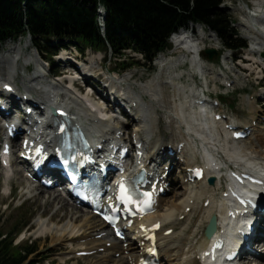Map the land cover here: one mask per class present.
<instances>
[{
  "label": "bare ground",
  "instance_id": "1",
  "mask_svg": "<svg viewBox=\"0 0 264 264\" xmlns=\"http://www.w3.org/2000/svg\"><path fill=\"white\" fill-rule=\"evenodd\" d=\"M245 20L248 23V26H246L247 35L251 40L250 46L246 50V55L254 63H263L264 52H261L258 60L255 57L259 54L260 48H264V7L257 3L254 9L249 10L245 14ZM212 37V35L204 36L200 31L199 25H191L188 29H180L174 33L169 38L170 48L168 51L156 59V61H160L165 65L160 70L159 76L151 78L137 90L128 85V81L133 78L132 75L115 74V76L103 78L101 73L94 70L95 63L100 66V62L93 59L89 61L91 68H82L83 66L78 67V69L75 68V70L82 72H78L80 73L78 75L84 76H82L84 82L94 84L93 82L98 81L102 83L99 89L95 85L93 86L102 99L106 101V108H104L103 103L95 101L89 94L78 92L81 91V84L68 75L69 69L63 71L62 76L54 82L43 83L42 78L37 76V71L32 76L24 79L23 93L30 94V97L26 98L25 101L21 98L17 101L10 94L4 96V103L10 112L17 108H22L24 105L27 108L34 107V110H39L42 105L46 108L49 105L57 104L60 99V103L66 106L70 111V116L75 120L74 126L83 133L89 143L93 142V145L102 144V142L116 143V141L121 140L120 131L125 130L127 124L135 123L132 138L136 141L138 140L141 144V148L138 151L145 152L146 156L152 159L147 173H155L156 177H159V175L165 173L164 168L166 167L168 172L164 181L169 183L166 192H169V190L175 191V188H177V191L169 198H164L163 195L159 196L155 211L143 219L147 223L142 224L145 227H151L156 224L160 226L156 233L159 264H214L204 258L200 252L204 251L208 241L202 235V231L209 218L217 211V208L224 209L230 202L224 199L226 192L223 190L221 182L207 185L203 178L199 182L190 183L187 170L195 165L203 164V160L204 164L202 166L205 171V178L216 177L214 170L216 163L213 158L218 157V159H222L226 167L244 168L246 173H256L261 177L260 179L264 180V129L256 128V123H254V118H252L248 122L249 124L245 123L239 126V128L248 130V136L244 140H231L224 132L219 131L217 123L208 118L205 110H193L192 104L188 103L187 99L195 96L194 92L187 90V86L178 85L175 80L177 75L172 70L175 69L173 67L185 59L189 60L191 64L195 63V58L199 57L201 59L200 53L205 49V43L207 41H215ZM20 45L15 43L14 46L4 49L0 54V63H4L5 66L7 64L8 70H12L11 73L15 70L14 67L16 65H19L22 71H27V63L32 60L31 57H21L22 46L20 47ZM226 59L227 57H222L223 61ZM62 61L68 64L66 65L67 68H72L76 64L75 60L71 58H63ZM188 75L190 76L191 73H188ZM7 80L3 75H0L2 86L4 84L15 86L13 81L11 83V81ZM164 80L170 81L169 84ZM232 82L236 83L235 81ZM124 83L126 86L123 85ZM71 85L77 87V90L69 91L68 88ZM35 93L40 95L37 96ZM145 97L147 99L144 101ZM252 99L253 101L247 102L250 113H254L256 110L253 105H258V101H264V90H259ZM180 100L183 101L180 102ZM110 105L119 111L112 110ZM159 111L168 120V127L165 132L159 130L156 125V123L159 124V120L156 118ZM133 113H135V116ZM24 116L23 118H25ZM115 116H122L124 121L115 118ZM5 119L9 120L10 117L8 116ZM103 120L105 121L103 122ZM252 122L253 124H251ZM225 123L227 124V122ZM39 131L38 129L36 132L38 138L46 137L50 134L42 136ZM50 131L54 132L52 129L48 130V132ZM166 142L165 146L170 145L172 147L175 153L174 156L162 152V147ZM13 146H17L16 142ZM178 146L180 147L179 150H177ZM17 160L18 154L10 156L11 166L8 170L4 169L5 192L10 189L9 193H7L10 198L14 193L12 190L17 188V186L15 187V182L13 181L12 183L11 179L21 175L16 164L18 163ZM156 161L160 163L159 166ZM129 162L132 163L131 160ZM126 164H128V161ZM141 164L143 162L138 163L139 166ZM154 165L157 166L156 169H154ZM180 165H182L180 167V176L175 177L174 168H179ZM22 179L25 186H19L21 188V197L28 195L27 200L35 201L44 198L41 205L46 204L44 201L48 202V207L49 205L51 207L55 205L57 208L56 214L60 211L64 212L63 218H61L63 221H65L64 217L66 218L67 213L68 222L65 226L55 225L53 228L51 225H45L41 218L37 221V226L38 232L40 234L43 232L49 234L54 244L59 245L61 242L64 243V240L69 241L68 244L72 247V250L69 252L68 258L80 253H86L88 257L94 258L98 249H101L104 253L108 251L99 260L101 264L102 261L103 263L109 262L114 255L124 259L125 264H138L140 259L144 258L146 249L149 247L145 232L132 233V237L125 241L126 246L122 247L116 243L115 238L112 241L110 239L106 240L110 236V233L104 229L106 226L101 223L96 226L92 225L93 215H83L80 224L76 225L75 223L79 221L81 216L77 215L79 209L74 204H70L56 191L44 188L37 181L33 183L24 177ZM224 185L227 187L226 184ZM46 197L47 199L45 200ZM67 210L70 212H67ZM219 215L220 219L217 221L215 234L219 232V226L226 224L220 212ZM52 218L53 215L48 219L50 223L56 216L53 220ZM92 229H95L97 234L102 233L104 238L95 240L89 236L87 231ZM135 229L137 228L135 227ZM259 235H264V233L262 232V224L257 222L255 235L251 238V243L258 250H261L262 248L264 249V243L259 242ZM74 243L77 245H74ZM72 245L76 247L73 248ZM109 253L111 254L109 255ZM246 256L256 257L243 250L240 252L238 263L252 264V262L245 259L247 258ZM257 258L264 259L263 256H257ZM255 264L260 263L256 262Z\"/></svg>",
  "mask_w": 264,
  "mask_h": 264
},
{
  "label": "rangeland",
  "instance_id": "2",
  "mask_svg": "<svg viewBox=\"0 0 264 264\" xmlns=\"http://www.w3.org/2000/svg\"><path fill=\"white\" fill-rule=\"evenodd\" d=\"M257 3L264 7V0H224L223 5L225 9L229 11V13L233 18V26L238 29L239 34L242 37L247 36L248 38L247 35L248 32L246 30V26H248V23L245 20V14L249 10L254 9ZM200 31L202 34H204V36L212 35L213 36L212 38L215 39V41L213 42L207 41V43H205L204 50L206 49L213 50L217 53H220L221 56L219 57V55H216L211 60H208L206 56L202 55V52L204 50L200 53L201 59L207 65V72H206L208 76L206 79V82L208 83L207 86H205L203 81H199V82L197 80L193 81L192 78L188 75L189 72L187 71L186 68H184V70L179 71L182 73L183 72H187V73L185 77L181 79V81L178 80L176 81L177 84L180 86H187V90L189 89L193 91L194 92L193 94L195 95L199 94L201 91H204L206 95L210 97V102L215 104L214 113L219 114L222 117H225L226 119L223 118L224 120L227 121V118L232 119L235 122V124L240 126V125H244L245 123L247 124L252 118H254V123H256L255 124L256 128L264 129V105L262 104V102L258 101V105L256 104L253 105V108L256 109L254 113H250L248 111V106H247V102L253 101L252 98L255 96L257 92H259V90H264V83L258 82V78L260 77V72L262 73V75H264V62L254 63V61L250 60V57L246 55V51L243 52L242 57H244L247 60L244 61L242 59V61L239 60L235 62L232 60L233 57L229 52L221 50L219 42L213 33H209L206 29H204L201 26H200ZM249 41L251 40L249 39ZM15 43L21 44L20 47L22 46L24 48L23 50V48L21 47V51H20L22 58L31 57L32 59L31 62L28 63L29 65L27 66V71L25 72L22 71L19 65H16V67H14L15 70L13 71V73H11L12 70L11 69L10 71L8 70L7 64L5 66L4 63H0V75H3L4 78L8 79L7 81H11V83L13 81V84L16 86L18 90L17 94L19 96L22 95V93L24 92L23 80L32 76L34 72H36L35 69L36 67L39 68L38 66H36V64L39 65L41 63V65H44L46 69H49L50 74L52 73V70L54 71L61 70L63 72L68 69V68H64L63 66L68 64L63 63L62 65H60L58 64V62H56V59L59 58L60 55H58L56 58L53 59L54 60L53 66L50 63L47 64L43 61L40 62V57L38 53L34 50L32 43L30 42V38L28 37L21 38ZM15 43L13 44L9 43L5 45L4 49L11 48L12 46L15 45ZM168 45H169L168 48H170L169 41H168ZM69 52L73 55L71 57L72 60L75 58L77 59L79 58L78 55H80V53H78L77 49L76 50L73 49ZM261 52H264V48H260V52L259 54L256 55L255 59L258 60V58H260ZM222 57L224 58L227 57V59L223 61ZM81 59L82 61L83 60L87 61V63H85L86 68H89L91 66L89 62L90 59L100 62V66H98V63H95L96 66H94L95 69L94 68L93 69L96 72L101 73L103 77L115 76V73L120 72L121 70H123V68L126 67L127 69L130 68V70H128L126 73L123 74L120 73V75H132L133 78L129 81L127 79V81H128V85L131 88H134L135 90H137V88H141L143 85H145L147 81L151 80V78L155 76H159V72H160V69L157 68L155 63L150 64L151 66L148 67L144 62V60L141 59V57L138 54H134V53H130L128 55L123 56V58H121L119 62L113 60L112 58H110L108 54H104V52L102 51L83 49V54L81 55ZM122 61H124V63H122ZM141 64L144 65L141 66ZM8 65L10 66L9 63ZM69 69L74 70L75 67L74 66L72 68L69 67ZM77 74L74 76H78ZM218 75H222L223 77ZM124 77L127 78L128 76H124ZM58 78L55 79L50 78L49 82H54L58 80ZM222 79L228 80V84L226 83V86L222 85L223 83H225L224 80ZM232 81H235L236 83L234 84ZM193 82L195 84H193ZM97 85L98 82H95L96 87ZM123 85L126 86L125 83ZM35 94H37V96L40 95L38 93ZM35 94L33 95L36 96ZM145 99L147 98L145 97L144 101ZM182 101L183 100H180V102ZM258 108L260 109V112ZM193 110L196 109L193 108ZM156 118L159 120L158 121L159 124L156 123L159 130L165 132V129L168 127L167 125L168 120L165 118V116L164 117L162 116V113L160 111ZM122 120L124 121L123 118ZM251 124H253V122ZM134 125L135 123L127 124V126H125L126 128L125 130L130 131ZM238 130H242V129L238 128ZM219 131L221 132L222 130L219 129ZM4 135H5V129L2 128L0 125V140L3 138ZM166 144L167 142L164 143V146L162 147V152H167V148L170 147V145L165 146ZM17 166L19 167V165ZM174 173H175L174 174L175 177L179 176L177 168L174 169ZM21 175H17L15 176V178L11 179L12 183L13 181L15 182V187L17 186V188L16 189L14 188L15 190L14 189L12 190L14 191V193L10 198L7 195L10 189L5 192L6 189L5 174L4 171L0 168V239L7 241L12 240L13 246H23L25 243L35 244L37 246L38 254L35 257H30V258L32 260L33 259L44 260V263H54V264H99L100 263L101 264L99 260L102 259V257L105 256L108 251L104 253L102 252L101 249H98L96 251L94 258L88 256H80V255H76V256L73 255L70 258H68L69 257L68 254L72 250V247L68 244L69 241L64 240V243L61 242V244L57 245L53 243L52 238L49 236V234H47L46 232L40 234L38 232L39 230L37 226V221H39L40 218L41 221L45 222V225H51L52 227L55 225L65 226L67 225L68 222L67 213H66V218L64 217L65 221H63V219L61 218H63L64 212L60 211L58 212V214H56L55 211L57 208L55 205H53L52 207L49 205L50 207L49 208L47 205L48 204L47 201H44L46 203L45 205H41L44 198L35 201V200H27L28 195L21 197V188H19V186L20 185L25 186V183L22 179L23 176ZM17 179L18 181H16ZM221 185L223 188L224 182H221ZM176 191L177 188H175V191L173 190L169 191L164 196V198L171 197V195ZM46 199L47 197L45 198V200ZM67 212L70 211L67 210ZM85 214L91 215L88 212L79 209V213H77V215H80L81 218H79V221L75 223L76 225L80 224V221L82 220V217ZM52 215L53 218L55 216L56 218L54 220L52 218L53 221L52 223H50V220L48 219ZM91 223L93 226H96L98 225L99 221L95 216H93ZM87 232H88L87 234L93 237L95 240L100 239L98 238L99 234H97V231H95V229L89 230ZM102 239L103 238H101V240ZM106 240H109V238H106ZM124 242L125 241H121V242L117 241V243L120 244L122 247L125 244ZM75 244L76 243H74V245ZM74 245H72L73 248L76 247ZM252 247L253 250L259 253V256H264V250H258L256 246H253L251 244V248ZM110 254L111 253H109V255ZM246 257L247 258L245 259L252 262V264H255L256 262H259L260 264H264V259L262 260L259 258H252L249 256ZM102 264H125V261L121 257L114 255L113 258L109 260V262L107 261L103 263L102 261ZM237 264H241V263H237Z\"/></svg>",
  "mask_w": 264,
  "mask_h": 264
},
{
  "label": "trees",
  "instance_id": "3",
  "mask_svg": "<svg viewBox=\"0 0 264 264\" xmlns=\"http://www.w3.org/2000/svg\"><path fill=\"white\" fill-rule=\"evenodd\" d=\"M223 4L224 0H0V51L9 42L29 37L41 58H51L69 44L82 53L102 51L115 61L136 53L150 67L168 49L173 33L201 25L215 34L221 50L238 56L247 41ZM126 71L127 67L121 73ZM37 254L33 243L13 246L12 240L0 239V264H46L29 259Z\"/></svg>",
  "mask_w": 264,
  "mask_h": 264
},
{
  "label": "water",
  "instance_id": "4",
  "mask_svg": "<svg viewBox=\"0 0 264 264\" xmlns=\"http://www.w3.org/2000/svg\"><path fill=\"white\" fill-rule=\"evenodd\" d=\"M204 54L207 56L208 60H211L214 56L217 55L216 52H213L211 50H204ZM211 182L212 181L210 180V183ZM215 230H216V222H215V218L212 217L204 229V236L207 239H209L214 234Z\"/></svg>",
  "mask_w": 264,
  "mask_h": 264
},
{
  "label": "snow or ice",
  "instance_id": "5",
  "mask_svg": "<svg viewBox=\"0 0 264 264\" xmlns=\"http://www.w3.org/2000/svg\"><path fill=\"white\" fill-rule=\"evenodd\" d=\"M61 131H64V129H61ZM38 151H39V150H38ZM144 195H145V196H148V197L151 196L150 193H145ZM119 199H120L121 201L126 202V203H134V201L132 200L131 196L128 195V190L125 188V186H124V182H121V184H120V196H119ZM144 203H145L147 206L150 207V203H151L150 200H149V201H145ZM105 218L107 219V217H105ZM157 227H158V225H157Z\"/></svg>",
  "mask_w": 264,
  "mask_h": 264
}]
</instances>
